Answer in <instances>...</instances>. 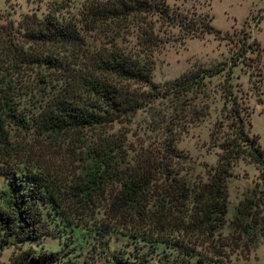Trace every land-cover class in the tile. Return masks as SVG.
<instances>
[{"label": "trees", "instance_id": "obj_1", "mask_svg": "<svg viewBox=\"0 0 264 264\" xmlns=\"http://www.w3.org/2000/svg\"><path fill=\"white\" fill-rule=\"evenodd\" d=\"M54 11L42 16L22 13L15 24L10 19L0 24V155H7L10 149L5 129L9 123L20 129L30 124L37 134L53 137L69 131L83 136V130H89L88 139L80 141L84 144L80 166L65 200L82 208L97 193L107 190L105 215L110 223L89 228L98 240L113 230L115 223L163 226L177 222L181 212L191 234H212L225 223L231 167L247 158L256 167L257 180L237 201L228 227L241 233L245 244L264 237V150L256 136L244 129L241 107L231 95L230 86L222 88L228 109L208 134L218 151L215 164L205 168L203 180H190L183 167L185 155L173 143L186 124L204 114L205 106L190 107L187 95L205 96L203 79L224 71L223 65L190 69L162 87L150 80L151 53L160 43L154 22L194 36L218 33L209 18L188 17L168 7L164 0H94L84 6L87 20L97 27L110 23L118 30L131 25L134 47L124 50L113 43L112 47L89 50L78 28L58 18ZM105 28L104 32L108 31ZM245 48L252 50L249 43ZM31 65L38 71L28 83L29 91L47 87L50 94L41 100L35 113L25 117L28 112L21 113L16 101L17 78L22 66ZM23 79L27 80L25 75ZM159 98H168L174 104L172 114L161 119L158 113L163 136L157 145L131 146L124 131H109L114 123H128L138 109H152ZM159 118L154 120L156 124ZM1 163L7 166L0 165V173L7 176V187L0 190V250L45 233L38 202L49 203L64 221L83 228L81 221L88 216L73 213V221L47 173ZM168 240L151 242L144 238L151 244H163L154 257L113 250L99 264H189L195 245ZM56 259V251H24L7 264H52Z\"/></svg>", "mask_w": 264, "mask_h": 264}, {"label": "rangeland", "instance_id": "obj_2", "mask_svg": "<svg viewBox=\"0 0 264 264\" xmlns=\"http://www.w3.org/2000/svg\"><path fill=\"white\" fill-rule=\"evenodd\" d=\"M91 1L94 0H0V24L8 19L15 24L22 13L33 12L42 16L55 9L58 18L78 28L85 48H107L114 43L116 48L132 50V26L118 30L107 21L106 26H95L83 14L84 6ZM164 1L168 7L186 13L188 17L199 15L209 18V24L219 31L194 36L181 33L177 27L154 22V31L160 43L152 50L150 58V80L159 87L190 69L221 64L224 67L225 72L220 71L203 79L205 96L200 93L196 96L192 93L187 95L190 107L193 105L196 109L205 106L202 109L204 114L197 121L186 124L173 142L175 148L185 155L183 167L186 175L191 181L203 180L205 168L215 164L218 151L208 137L209 131L217 127L216 122L228 109V104L223 101L224 86H230L231 95L241 107L244 129L249 135L256 136L257 143L264 150V0ZM57 4L63 6L57 7ZM105 27H108L106 32ZM247 43L252 50L244 51ZM22 68L23 72L17 78L19 95H16V101L20 112H28L25 115L28 117L30 113L36 112L37 106L50 91L47 87L29 91L28 83L38 69L34 65ZM24 75L27 80L23 79ZM173 104L168 98H159L153 103L152 109H138L128 123H114L109 131H124L131 146L136 143L157 145L163 136L160 126L162 120L158 113L162 114L161 119L168 113L172 114L170 108ZM158 118L156 124L154 120ZM5 129L10 149L7 155H0V165L6 166L3 162L10 167L16 164L20 169L27 167L44 171L66 211L72 213L71 218L74 217L73 213L76 215L81 212V216L86 215L88 219L81 221L83 228H80L64 221L49 203L38 202L45 220V233L31 241L3 247L0 250V264H7L11 257L24 251L35 254L56 251L58 259L52 264H99L113 250L130 254L141 252L145 257H154L164 246L151 244L153 239L179 240L188 246L195 245L194 257L189 258V264H264V237L245 244V237L228 227L237 201L257 180L256 167L247 158L237 160L231 167V176L227 181L225 223L212 234H191L184 225L186 218L181 212L177 222L163 226L146 228L139 223H115L113 230L98 240V235H93L89 228L110 223L105 215L107 190L97 193V197L82 208L76 202L68 204L65 200L66 191L75 181L80 166V151L84 145L80 141L84 137L88 139L90 131L84 129L83 136L69 131L53 137L37 134L30 124L26 129H20L9 123ZM6 179L7 176L0 173V190L7 187ZM185 205H188L187 201ZM144 238L151 242L144 241Z\"/></svg>", "mask_w": 264, "mask_h": 264}]
</instances>
